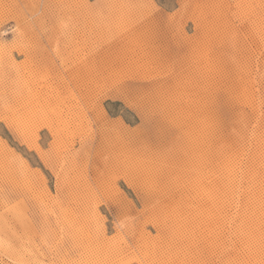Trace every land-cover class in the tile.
Returning <instances> with one entry per match:
<instances>
[{
    "label": "rangeland",
    "instance_id": "rangeland-1",
    "mask_svg": "<svg viewBox=\"0 0 264 264\" xmlns=\"http://www.w3.org/2000/svg\"><path fill=\"white\" fill-rule=\"evenodd\" d=\"M0 264H264V0H0Z\"/></svg>",
    "mask_w": 264,
    "mask_h": 264
},
{
    "label": "bare ground",
    "instance_id": "bare-ground-1",
    "mask_svg": "<svg viewBox=\"0 0 264 264\" xmlns=\"http://www.w3.org/2000/svg\"><path fill=\"white\" fill-rule=\"evenodd\" d=\"M102 60H103V59H102ZM104 60H105V59H104ZM120 60H121V59H120ZM106 61H107V60H106ZM119 64H120V63H119ZM108 66H109V65H108ZM108 66H107V67H108ZM77 74H78V73H77ZM71 80H72V79H71ZM75 80H76V79H75ZM72 83H73V82H72ZM75 86H77V85H75ZM43 123H44V122H43ZM67 123H68V122H67ZM51 125H52V124H51ZM50 128H51V127H50ZM38 172H39V171H38Z\"/></svg>",
    "mask_w": 264,
    "mask_h": 264
}]
</instances>
